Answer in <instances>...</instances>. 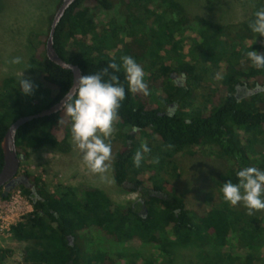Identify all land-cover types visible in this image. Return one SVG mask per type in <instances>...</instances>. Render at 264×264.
Masks as SVG:
<instances>
[{"label":"trees","instance_id":"1","mask_svg":"<svg viewBox=\"0 0 264 264\" xmlns=\"http://www.w3.org/2000/svg\"><path fill=\"white\" fill-rule=\"evenodd\" d=\"M112 7L111 0H77L55 29L56 52L66 62L77 65L82 75L96 73L113 58L121 63V56L110 52L118 49L119 41L111 48L106 45V38H115L118 28H105L97 13L98 9L106 13ZM160 10L147 11L156 18V24L148 28L153 46L161 48L165 40L167 52L176 55L182 49L180 39L192 36L194 50L203 57V72L213 69L211 77L218 79L224 94L216 102L190 112L166 111L149 103L147 95L128 92L123 70L117 73L126 98L116 124L126 142L114 155L113 179L119 187L136 192L139 197L121 206L94 187L79 191L62 187L50 192L40 177L24 173V183L14 187L20 189L32 210L10 227L14 240L32 244L22 253L23 264H165L155 252H88L86 243L95 237L112 243L140 242L149 248L210 241L219 247L231 241L247 246L264 242V214L257 220H248L225 200L215 206L195 207L162 174L169 165L175 169V158L194 156L202 146L214 147L216 155L226 161L225 176L218 182L220 190L228 180L238 183L236 172L243 167L264 170V156L258 150L259 146L264 147V68L253 66L246 56L251 50L264 53V37L250 30L249 22L254 18L242 23L240 32L231 36L202 18L189 19L178 11L171 12L168 19ZM51 20L52 16L49 24ZM48 30L49 25L47 35ZM47 35L29 58L30 64L41 71L39 79L30 78L32 94L25 95L19 89L20 77H7L0 84V170L1 141L10 123L56 103L72 85V72L45 56ZM174 70L186 77V86L167 82ZM194 70V64L161 68L160 76L166 79L165 95L160 97L164 106L183 103L190 97L189 83L198 79ZM239 87L252 91L240 96ZM70 122L61 110L20 126L15 135L18 157L27 159L30 150L45 146L65 152L67 136L59 140L58 135L67 133ZM145 143L151 152L145 154L140 167H135L133 156ZM157 156L159 163L153 164L152 158ZM9 252L0 247V264H4ZM231 260L248 264L243 255H233ZM260 264H264V259Z\"/></svg>","mask_w":264,"mask_h":264},{"label":"rangeland","instance_id":"2","mask_svg":"<svg viewBox=\"0 0 264 264\" xmlns=\"http://www.w3.org/2000/svg\"><path fill=\"white\" fill-rule=\"evenodd\" d=\"M59 1L0 0V84L7 77H20L22 71L23 78L39 79L41 71L30 64L29 58L47 35L49 18L53 17ZM111 1L112 10L106 13L100 9L97 11L100 24L103 23L107 29L118 28L115 38H106L108 48L114 46L117 41L120 43L117 50L110 51L111 55L132 56L144 69L145 82L149 89L147 95L149 103L166 111L172 109L176 112L179 110L190 112L212 104L224 94V89L219 88L218 79L215 76L211 77L213 69L208 68L203 72V57L194 50L192 36L188 35L185 39H180L179 44L182 45V49L176 55L167 52L168 42L165 40H163V47L153 46L148 28L156 24V18L147 11H157L160 8L168 19L172 17L171 12L181 11L189 19L202 18L213 23L216 28H221L223 34L234 36L240 32L242 23L254 18V13L264 8V0ZM138 19L141 21H137ZM17 56L22 58L21 64L9 63L13 57ZM183 64H194V73L198 76V79L189 83L190 97L185 98L183 103H171L164 106L160 97L165 95L166 79L160 76L161 68ZM186 81V77L179 70L171 72L167 80L169 84L182 87L186 86ZM251 91V89L239 87L237 95L243 96ZM67 129V133L62 131L58 135L59 140L67 136L65 152L49 146L30 150L27 159H20L17 174L29 173L40 177L41 182L50 192H55L62 187H71L78 191L82 188L94 187L101 189L113 203L121 206L129 205L137 200L138 193L125 191L113 179L114 155L126 142L117 124L115 123L114 132L110 138L113 159L106 173V179L103 181L99 175L92 174L84 165L82 153L71 139V122ZM198 150L194 156L184 154L175 158V169L169 165L162 174L171 182L176 192L193 206L219 205L224 198L218 182L225 176L226 161L216 155L214 147L202 146ZM258 150L264 156V147L259 146ZM17 190L20 189L18 187L10 189L7 197ZM1 192L2 189H0V199L3 197ZM31 209L28 202L22 211L26 213ZM234 209L244 214L248 220H257L264 214L262 210L249 216L242 204L234 206ZM262 238H264V230ZM30 246H32L31 243L14 240L12 237L0 238V247L10 250L4 264H23L22 253ZM86 248L88 252L106 249L120 250L125 253L155 252L164 258L165 264H235L231 257L236 254L247 258L248 264H260L264 259V242L247 246L241 242L231 241L226 246L219 247L210 241L202 245H165L149 248L140 242L112 243L95 237L86 243Z\"/></svg>","mask_w":264,"mask_h":264},{"label":"clouds","instance_id":"3","mask_svg":"<svg viewBox=\"0 0 264 264\" xmlns=\"http://www.w3.org/2000/svg\"><path fill=\"white\" fill-rule=\"evenodd\" d=\"M249 28L254 34L264 37V8L254 13ZM246 56L253 66L264 68V53L251 50ZM120 61L118 64L113 58L96 73L77 77L72 89L65 94L61 106L64 114L71 120V139L82 153L84 165L92 174L99 175L102 181L106 179L111 166L113 156L110 138L114 125L119 120L121 103L126 98L125 87L117 73L123 70L128 92L149 94L143 67L129 55L121 56ZM9 63L21 64L22 58L13 57ZM22 72L19 89L25 95H30L34 86L30 79L23 78ZM172 114L171 111L168 113L169 116ZM150 152L146 143L141 144L133 156L134 166L140 167L145 154ZM152 163L158 164L159 157H153ZM236 177L238 183L231 180L223 183L221 192L224 200L232 206L242 204L249 216L264 210V170L246 166L236 172Z\"/></svg>","mask_w":264,"mask_h":264},{"label":"water","instance_id":"4","mask_svg":"<svg viewBox=\"0 0 264 264\" xmlns=\"http://www.w3.org/2000/svg\"><path fill=\"white\" fill-rule=\"evenodd\" d=\"M77 0H60V3L53 14L52 20L49 24V30L47 39L45 42V56L56 65H59L63 69L70 70L72 72V85L67 92H69L77 77L81 76L80 68L72 63L66 62L62 59L54 48L53 36L55 29L63 17L66 10ZM66 92V93H67ZM65 93V94H66ZM65 94L56 103L50 105L49 107L42 109L37 113L27 114L15 119L8 128L6 129L4 136L1 141V149L3 153V165L0 170V189H2L1 195L6 197L8 191L15 185L24 183V179L18 176V169L20 158L16 152L15 146V135L17 129L24 125L25 123L44 116H49L51 114L57 113L62 110V102L64 100ZM31 187V185H28Z\"/></svg>","mask_w":264,"mask_h":264},{"label":"built area","instance_id":"5","mask_svg":"<svg viewBox=\"0 0 264 264\" xmlns=\"http://www.w3.org/2000/svg\"><path fill=\"white\" fill-rule=\"evenodd\" d=\"M28 200L22 195L20 190L11 194L9 197L0 199V238L7 239L12 237L10 227L18 222L22 216L24 206L28 204ZM30 204V203H29ZM31 206V204H30Z\"/></svg>","mask_w":264,"mask_h":264},{"label":"flooded vegetation","instance_id":"6","mask_svg":"<svg viewBox=\"0 0 264 264\" xmlns=\"http://www.w3.org/2000/svg\"><path fill=\"white\" fill-rule=\"evenodd\" d=\"M18 176L21 177V178H23V179L26 178L24 175H18ZM11 189H12V188H11Z\"/></svg>","mask_w":264,"mask_h":264}]
</instances>
